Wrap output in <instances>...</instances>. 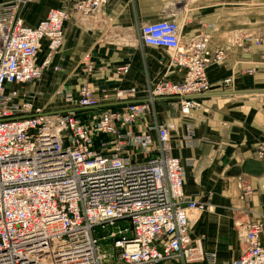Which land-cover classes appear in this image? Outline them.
Wrapping results in <instances>:
<instances>
[{
  "label": "built area",
  "instance_id": "1",
  "mask_svg": "<svg viewBox=\"0 0 264 264\" xmlns=\"http://www.w3.org/2000/svg\"><path fill=\"white\" fill-rule=\"evenodd\" d=\"M34 1L0 2V264H203L190 220L204 204L184 197L185 166L171 153L191 146V133L172 142L169 127L157 120L148 119L143 130L134 126L156 98H177L181 116L188 117L197 97L211 91L207 69L225 52L211 49L206 33L182 40L173 19L145 23L138 41L165 49L169 64L182 72L179 81L155 82L140 102L130 101L134 87L96 93L82 84L76 95L57 89L53 97L66 108L46 113L35 105L37 94L23 86L50 64L64 22L95 14L101 19L107 0H74L27 26L22 15ZM42 42L46 54L38 62ZM93 68L85 64V71ZM231 82L225 77L221 85ZM110 100L124 104L88 120L75 110ZM257 150L264 158V145ZM263 223L236 222L241 250L225 264H264Z\"/></svg>",
  "mask_w": 264,
  "mask_h": 264
},
{
  "label": "crops",
  "instance_id": "2",
  "mask_svg": "<svg viewBox=\"0 0 264 264\" xmlns=\"http://www.w3.org/2000/svg\"><path fill=\"white\" fill-rule=\"evenodd\" d=\"M7 1L11 0H0ZM73 1L35 0L24 10L23 22L35 26L49 9L66 8ZM200 1L107 0L99 13L100 21L110 24L105 31L90 17L78 19L80 25L71 18L66 20L61 46L52 54L40 81L33 89L26 87V91L37 94V106H42V101L49 100L57 89L76 95L82 84L96 93L134 87L136 97L130 101L145 100L148 86L161 79L179 81L182 72L169 64L165 49L141 45L138 29L145 23L177 15L188 4L181 31L184 41L206 33L209 47L225 52L221 63L207 69L211 91L197 97L198 105L188 117L181 116L177 98H156L134 130H143L151 119L169 127L172 142L191 133V146L171 151L185 166L184 197L204 203L203 212L193 216L190 232L201 240L203 264H224L241 250L236 222H264V171L258 176L230 175L233 167L249 158L260 160L264 169V158L259 157L257 150L264 145V46H254L252 55L227 43L220 35L227 28H222L219 21V9L205 10ZM39 53L42 57L46 54L45 42ZM88 61L94 66L91 72L85 71ZM123 65H128L126 73L117 71ZM225 77H231L230 87L221 85ZM123 104L100 101L93 108L75 110L81 119L88 120ZM260 240L264 246V223Z\"/></svg>",
  "mask_w": 264,
  "mask_h": 264
},
{
  "label": "rangeland",
  "instance_id": "3",
  "mask_svg": "<svg viewBox=\"0 0 264 264\" xmlns=\"http://www.w3.org/2000/svg\"><path fill=\"white\" fill-rule=\"evenodd\" d=\"M200 2L203 4L205 10H210L212 8L219 9V21L221 25H223L222 28H227V31L222 30L220 35L224 40H227V43L236 46L240 50H243L252 55H255V53H253V50H251L254 48V46H258V48L260 46H264V0H201ZM187 7H189L188 4L183 11L178 12L177 15L167 18L176 21L182 40H185L184 36H182L181 34V31L182 23L185 22V19L187 17ZM96 15L97 14H95L94 16ZM74 21L78 25H80L77 18ZM99 22V27H103L102 29H104V31L108 29V27H110V24H104L101 21ZM246 36L250 38L252 37V39L246 41V39L244 38ZM256 36L259 37L258 42L253 40ZM42 58V53H38L37 61H41ZM39 81L40 79L35 80L32 83H28L24 85L23 88L25 90L31 89ZM26 87H28V89H26ZM42 102L43 110L46 113H50L48 111H51L53 113H60L63 112V110L66 108L63 100L59 96H51L49 100ZM203 210L204 208L196 210L194 211L193 215H198L199 213H202ZM237 235L239 238L240 236L238 232ZM102 247L104 248V246ZM230 260L231 259H228L226 262Z\"/></svg>",
  "mask_w": 264,
  "mask_h": 264
},
{
  "label": "water",
  "instance_id": "4",
  "mask_svg": "<svg viewBox=\"0 0 264 264\" xmlns=\"http://www.w3.org/2000/svg\"><path fill=\"white\" fill-rule=\"evenodd\" d=\"M264 171L260 160L249 158L244 160L240 166L233 167L230 170V175L237 176L239 174H247L258 176Z\"/></svg>",
  "mask_w": 264,
  "mask_h": 264
},
{
  "label": "bare ground",
  "instance_id": "5",
  "mask_svg": "<svg viewBox=\"0 0 264 264\" xmlns=\"http://www.w3.org/2000/svg\"><path fill=\"white\" fill-rule=\"evenodd\" d=\"M87 17H90V18H93L97 23H100L99 21H100V19L97 17V16H89V15H87V16H83L82 18H87ZM82 18H80V19H82ZM194 216V215H193ZM192 220H193V217L191 218V220H190V225L192 226Z\"/></svg>",
  "mask_w": 264,
  "mask_h": 264
},
{
  "label": "trees",
  "instance_id": "6",
  "mask_svg": "<svg viewBox=\"0 0 264 264\" xmlns=\"http://www.w3.org/2000/svg\"><path fill=\"white\" fill-rule=\"evenodd\" d=\"M111 108H115V107H111Z\"/></svg>",
  "mask_w": 264,
  "mask_h": 264
}]
</instances>
